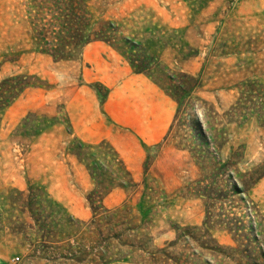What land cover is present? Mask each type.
<instances>
[{"label": "rangeland", "instance_id": "1", "mask_svg": "<svg viewBox=\"0 0 264 264\" xmlns=\"http://www.w3.org/2000/svg\"><path fill=\"white\" fill-rule=\"evenodd\" d=\"M85 2L92 26L115 22L155 69H134L126 53L137 47L125 41L95 40L55 59L34 40L33 0H0V82L26 74L33 83L0 120V264H217L223 257L201 243L214 237L236 246L235 232L219 225L205 232L206 204L193 191L209 171L185 148V124L169 134L178 102L164 89L165 77L198 78L192 113L203 120L205 109L229 112L252 86L256 104L247 105L254 108L217 122L232 121L225 160L244 149L242 172L264 161V116L256 112L264 107V0ZM101 142L113 146L131 176L118 172L104 198L107 217L96 219L89 166L98 162L107 178L117 166L102 149L84 148L82 160L74 152ZM229 195L215 212L236 217L240 233H262L264 177L248 193Z\"/></svg>", "mask_w": 264, "mask_h": 264}, {"label": "trees", "instance_id": "2", "mask_svg": "<svg viewBox=\"0 0 264 264\" xmlns=\"http://www.w3.org/2000/svg\"><path fill=\"white\" fill-rule=\"evenodd\" d=\"M33 4L36 7V15L33 20L34 40L42 51L51 54L55 59L70 58L74 51H79L87 43L95 40L106 41L112 45L125 41V43L133 45L129 48L137 47L136 51L132 49L126 53L129 54L134 69L138 72H151L155 69L156 62L147 54L141 44L132 41L130 37L119 35L120 27L115 22L100 20L92 26L91 15L85 0H33ZM32 84L26 74L10 75L1 80L0 120L3 110ZM199 84L198 78L190 74H166L164 89L178 102V109L170 126L169 134L172 133L177 123L185 124L189 129L182 137L186 142V144L183 143L185 148L192 151L193 156L198 159V164L199 162L202 164V169L206 172L209 171V174L206 173L205 177L199 179V183L193 191V194L202 196L206 204L205 224L208 225V229L205 232L209 233L213 226L224 227L229 232H235L234 240L237 245H221L214 237L212 241L205 240L201 244L210 249L215 258L218 256L220 258V255L223 257L220 260H215L217 264H231L230 260L237 264H264V231L262 233L255 232L252 237L247 233H240L239 226L235 221L236 217L225 212H215L218 204L224 198L231 197L229 193L244 195L264 177V161L255 164L246 172H242L237 167L245 156L244 149L242 152L236 149L231 152L228 160L224 159L223 149L229 142L225 126L226 123L230 124L232 121H227L223 125L221 122H217L220 117L237 116L242 112L243 116L244 112L254 108L250 109L247 104L249 102L256 104L252 99L258 94L252 86L247 85L229 112L220 114L212 109H205L206 120H203L199 115L194 116L192 113V106H196L192 95ZM263 109L264 107L256 111L260 114V118L264 116ZM187 138H191V143L187 141ZM192 143L194 144L193 148L190 147ZM77 148L74 154L80 160L84 159L82 157L84 148L87 150L96 148L107 151V154L111 156L110 162H114L117 166L115 170L111 171L110 165L106 166L105 164L107 171H111V175L108 177L110 179L105 177L103 170H99L98 162L93 161L95 165L89 166L91 175L96 182V188L88 195V201L96 219L100 216L107 217L108 208L104 205V198L112 187L110 184L115 182L114 178L119 177L118 172L125 180L131 176V172L108 142L87 146L81 143L77 145ZM130 180L133 182L132 179ZM247 203L249 204V201Z\"/></svg>", "mask_w": 264, "mask_h": 264}, {"label": "crops", "instance_id": "3", "mask_svg": "<svg viewBox=\"0 0 264 264\" xmlns=\"http://www.w3.org/2000/svg\"><path fill=\"white\" fill-rule=\"evenodd\" d=\"M161 126H163V124L160 125L159 127H156L158 129H154V135H153V139H151V141H154V140H157V139L160 138V136L163 133V128H161ZM111 141H112V143H114V145H116V147H118L119 149H121L120 144L118 145V142L114 138H112Z\"/></svg>", "mask_w": 264, "mask_h": 264}, {"label": "built area", "instance_id": "4", "mask_svg": "<svg viewBox=\"0 0 264 264\" xmlns=\"http://www.w3.org/2000/svg\"><path fill=\"white\" fill-rule=\"evenodd\" d=\"M15 262H19L21 260V257L20 256H15L14 259H13Z\"/></svg>", "mask_w": 264, "mask_h": 264}]
</instances>
